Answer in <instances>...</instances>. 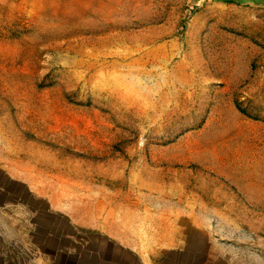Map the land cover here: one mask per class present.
I'll list each match as a JSON object with an SVG mask.
<instances>
[{
  "label": "rangeland",
  "instance_id": "1",
  "mask_svg": "<svg viewBox=\"0 0 264 264\" xmlns=\"http://www.w3.org/2000/svg\"><path fill=\"white\" fill-rule=\"evenodd\" d=\"M42 186L78 214L139 187L189 232L158 264H264V0H0V264L28 231L86 264Z\"/></svg>",
  "mask_w": 264,
  "mask_h": 264
},
{
  "label": "crops",
  "instance_id": "2",
  "mask_svg": "<svg viewBox=\"0 0 264 264\" xmlns=\"http://www.w3.org/2000/svg\"><path fill=\"white\" fill-rule=\"evenodd\" d=\"M136 189L140 190L139 187ZM136 189L129 186L124 189L128 191L127 194L121 189L112 192L111 196L109 193L107 197L101 198L99 202L91 204L90 207L85 206L78 214L75 203H69L68 211L60 209L56 202L51 201L45 195L50 191L42 186L40 191H37L38 194L40 193L38 198L48 206L47 209L42 207V213L46 209L47 215L62 216L63 229L67 230L61 234L53 232L47 236L65 240L72 246L60 258L64 257V262L69 260L71 263V260L77 256L76 248L79 246L85 251L84 256L79 255V258H84L86 264H158L165 253H179L183 247L188 246L185 239L189 235L187 230L179 229L180 236L174 233V226L170 229L166 228L164 232L157 231V218L151 217L150 197L138 196L134 199L129 193L135 192ZM28 192L33 195L35 191L28 189ZM141 202L145 207L144 210H142ZM20 212L29 217V213L32 214L34 211ZM82 213L84 217L81 216ZM11 219L14 224L17 222L14 215ZM178 222L182 226L186 221ZM56 226H60L58 221ZM29 227L35 228L36 225L29 224ZM192 232L196 236L203 235V231H199V228ZM79 233L85 234L83 240H77ZM157 235L164 236L165 245L158 241ZM21 238L26 245V259L23 264H54L55 252L44 254L40 250V235L28 231L22 233Z\"/></svg>",
  "mask_w": 264,
  "mask_h": 264
}]
</instances>
